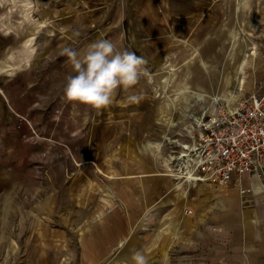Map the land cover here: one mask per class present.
Masks as SVG:
<instances>
[{
	"label": "rangeland",
	"instance_id": "374dc122",
	"mask_svg": "<svg viewBox=\"0 0 264 264\" xmlns=\"http://www.w3.org/2000/svg\"><path fill=\"white\" fill-rule=\"evenodd\" d=\"M100 39L143 56L149 74L128 91L118 90L107 108L74 106L64 87L75 73L62 50L82 52ZM263 63L264 0H7L0 11V93L18 99L26 92L27 103L38 101L32 109L38 123L18 117L9 128L34 136L31 145L41 154L10 196L0 198V264H133L137 250L148 264L234 263L227 230L264 227V208L246 183L181 182L178 190L165 163L190 138L183 128L191 116L210 108L213 97L235 102L256 92ZM211 84L220 87L210 91ZM52 169L64 178L57 192ZM72 181L86 187L89 181L105 203L99 206L94 192L69 200ZM174 188L188 198L173 202ZM50 195H56L57 212L40 218L33 206L41 203L34 199ZM177 212L178 224L160 237L162 255L154 258V234ZM121 219L129 225L126 235Z\"/></svg>",
	"mask_w": 264,
	"mask_h": 264
},
{
	"label": "crops",
	"instance_id": "0c3cea01",
	"mask_svg": "<svg viewBox=\"0 0 264 264\" xmlns=\"http://www.w3.org/2000/svg\"><path fill=\"white\" fill-rule=\"evenodd\" d=\"M6 2L7 0H0V11L3 10L4 7L6 6ZM14 26H15V23L12 24V28ZM7 33L6 35L8 36L9 34ZM232 43H233V39L231 40L230 44L232 45ZM230 57H231V61L226 62L225 64L226 66V69L224 72L225 74L229 73L228 67L230 65L232 66L233 53L230 55ZM156 58L159 59L161 57L157 56ZM202 65L207 67L208 61L204 59L202 61ZM222 66L224 65L222 64ZM177 74L178 73H176V71L171 72L172 82L173 81L175 82V80L178 79ZM4 80H5V76L4 75L0 76V90H2V84ZM257 81H258V84L255 87L256 92L254 93H256L259 96H264V63L258 68ZM225 85L224 83L223 85L220 84L221 87H224V89H226ZM181 86L182 84H180V87ZM220 86L211 84L210 91L217 90L218 89L217 87H220ZM2 95L6 96V100L4 99ZM28 97L29 96H27L26 92L24 93L23 96H21L18 99H15V97L11 96V94L9 98L7 97V95H5V93L3 94L0 93V123L4 124V126L0 125V198L4 196H10V192L12 188L19 186V184L22 183V179L26 177L27 174H24V173L27 170V166L31 165V161L35 160V156L41 154V148L36 149L35 147H33L35 145H31V143L35 141V140H32L34 139V136L24 135V132L15 134L12 132V129L9 128V124L13 122L15 119H17L18 117L28 116L34 122V124L38 123V120H37V117H39L38 114L35 111L32 112V109H34L38 101L36 99H33V101L27 103ZM176 103L177 101H173L172 107L177 106ZM170 114H171V110L165 117V120H167L168 123L171 117ZM48 129H49V134L47 133L46 137L50 138L52 137L51 131L53 130V128L51 126H48ZM14 130L15 129L13 128V131ZM27 139L29 140L26 141ZM26 143L29 144L30 146L29 145L26 146ZM152 147H155V146L152 145ZM49 174H50L49 177L52 180L51 185H53V187L55 188L54 192H57L58 190L57 182L64 181L63 174L60 177H58V174L56 173L55 169H52ZM256 178H258L257 184H256ZM58 179H60V181ZM65 183L67 184V179L65 180ZM241 183H242L241 186H243L245 183L248 185V188H249L248 193L254 194L256 202L260 205L261 209L264 208V191H263L264 172L261 175H255V174L246 175L241 179ZM88 185H89V181L87 183V187L86 185H84V182H81L78 185L76 182L72 181L70 188L67 187V190H66V192L69 193L68 195L69 200L74 202L77 200V198H79V196H81V198H84V195L87 192L88 193L94 192L97 195V197L94 196L96 201L98 200L97 204L99 206L104 204L105 202L103 198L100 196L101 192L98 189L90 190ZM241 188L243 189L244 187H241ZM172 195H173V199H172L173 202L181 201L183 199L186 200L188 198V197L182 198L179 194H176L175 188L172 191ZM55 198H56V195L55 196L50 195L48 198H45L43 201L33 198L35 203H41L39 206L38 205L33 206L34 208L33 213L37 214L40 218H46V219L52 218L57 212V205H56L57 201ZM180 216L181 215L178 212L177 214L176 213L169 214L167 216L168 221H166V225H164V227H162L158 233L154 234L155 243L152 244V248H151L152 255L154 258L158 256L160 257L162 255L163 249H162V245L159 242L160 237H163L164 235H166V233H168L167 231L172 229L176 223L178 224V218ZM119 228H121L123 234L126 235L127 232L129 231V225L127 221H125L124 219L123 220L121 219V225H119ZM226 234H227V237H229L231 240L229 244L231 248L227 247V251H232L234 263L236 264H263L259 262V260L260 258H264V227H260V228L243 227V228L236 229V230L228 229ZM124 239L126 238L125 237L116 238V243L121 244ZM255 251L257 252L261 251L262 254H259V253L255 254ZM234 252H236V254H233ZM237 252H242V253L240 254ZM38 264H41V263L38 262Z\"/></svg>",
	"mask_w": 264,
	"mask_h": 264
},
{
	"label": "built area",
	"instance_id": "2783aa9c",
	"mask_svg": "<svg viewBox=\"0 0 264 264\" xmlns=\"http://www.w3.org/2000/svg\"><path fill=\"white\" fill-rule=\"evenodd\" d=\"M226 103L214 99L210 108L191 116L189 128H183L190 138L179 143L171 159L182 182L227 188L246 175L263 174L264 96L251 93Z\"/></svg>",
	"mask_w": 264,
	"mask_h": 264
},
{
	"label": "clouds",
	"instance_id": "9594fccd",
	"mask_svg": "<svg viewBox=\"0 0 264 264\" xmlns=\"http://www.w3.org/2000/svg\"><path fill=\"white\" fill-rule=\"evenodd\" d=\"M80 31L74 32L79 37ZM67 56L75 74L66 77L64 94L75 105H86L100 110L109 107L118 90L128 91L141 77L147 76L148 61L136 52L119 49L115 43L100 39L87 45L78 52L70 47L62 50ZM130 102H136V96H129ZM133 264H148L145 255L134 251Z\"/></svg>",
	"mask_w": 264,
	"mask_h": 264
},
{
	"label": "bare ground",
	"instance_id": "6f19581e",
	"mask_svg": "<svg viewBox=\"0 0 264 264\" xmlns=\"http://www.w3.org/2000/svg\"><path fill=\"white\" fill-rule=\"evenodd\" d=\"M244 84H245V80L243 78V79L240 80V87L242 89L236 93V95H237L236 97H238L239 95H241V92H243ZM212 99L214 100V99H223V98H221V97H213ZM223 100H225L228 104L232 103V102H228L226 99H223ZM193 120H195V119L193 118ZM196 120L199 123V120L198 119H196ZM169 160H167V162L165 163L171 169V171H172V173L170 172L169 175L174 176L176 181L178 180L176 182L177 183L176 184V189L181 190L182 189V183H181L182 181H181L180 177H181L182 174L180 173V171H178V170L174 169L173 167H171V159H169ZM257 179H256V184H257ZM186 183H187V181H186ZM198 185L199 184H197V183H190V186H193V187H197ZM205 185H207V184H205ZM207 186H209V185H207ZM258 186H260V185H258ZM184 195H185V193H184Z\"/></svg>",
	"mask_w": 264,
	"mask_h": 264
}]
</instances>
